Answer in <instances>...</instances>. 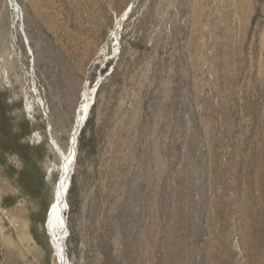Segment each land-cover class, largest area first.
Here are the masks:
<instances>
[{
	"label": "rangeland",
	"instance_id": "374dc122",
	"mask_svg": "<svg viewBox=\"0 0 264 264\" xmlns=\"http://www.w3.org/2000/svg\"><path fill=\"white\" fill-rule=\"evenodd\" d=\"M95 85L68 264H264V0H0V216L28 211L33 264Z\"/></svg>",
	"mask_w": 264,
	"mask_h": 264
},
{
	"label": "bare ground",
	"instance_id": "6f19581e",
	"mask_svg": "<svg viewBox=\"0 0 264 264\" xmlns=\"http://www.w3.org/2000/svg\"><path fill=\"white\" fill-rule=\"evenodd\" d=\"M132 7L133 1L131 5L130 3L128 4L120 17L116 18L115 23L109 32V39H111L116 46L121 25L130 14ZM114 45L113 47H115ZM113 53H116L115 48H113ZM96 87L97 85L94 87L86 86L81 91L80 101L77 107L76 116L74 118L66 150H60L54 145V140H50L52 147L56 150L60 158V167L58 178L53 190V199L46 211L43 226L52 247L56 264H68L65 245L67 223L65 218L66 196L70 185L71 175L73 173V165L77 149V136L88 117V111L92 103L93 93Z\"/></svg>",
	"mask_w": 264,
	"mask_h": 264
},
{
	"label": "crops",
	"instance_id": "0c3cea01",
	"mask_svg": "<svg viewBox=\"0 0 264 264\" xmlns=\"http://www.w3.org/2000/svg\"><path fill=\"white\" fill-rule=\"evenodd\" d=\"M12 206H9V211H5L7 217L0 216V264H21L23 257H27L24 264H33L37 250L30 231L29 213Z\"/></svg>",
	"mask_w": 264,
	"mask_h": 264
},
{
	"label": "water",
	"instance_id": "95a60500",
	"mask_svg": "<svg viewBox=\"0 0 264 264\" xmlns=\"http://www.w3.org/2000/svg\"><path fill=\"white\" fill-rule=\"evenodd\" d=\"M98 80H99V79H98ZM98 80H97V81H98ZM98 82H99V81H98Z\"/></svg>",
	"mask_w": 264,
	"mask_h": 264
}]
</instances>
